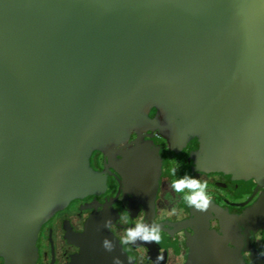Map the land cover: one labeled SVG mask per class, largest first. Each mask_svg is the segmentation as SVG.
Returning <instances> with one entry per match:
<instances>
[{
  "label": "water",
  "instance_id": "1",
  "mask_svg": "<svg viewBox=\"0 0 264 264\" xmlns=\"http://www.w3.org/2000/svg\"><path fill=\"white\" fill-rule=\"evenodd\" d=\"M152 104L199 169L260 182L264 0H0L3 264H36L41 224L105 184L90 152Z\"/></svg>",
  "mask_w": 264,
  "mask_h": 264
},
{
  "label": "flooded vegetation",
  "instance_id": "2",
  "mask_svg": "<svg viewBox=\"0 0 264 264\" xmlns=\"http://www.w3.org/2000/svg\"><path fill=\"white\" fill-rule=\"evenodd\" d=\"M144 113L155 123L138 124L114 146L90 152L88 166L105 184L97 193L69 200L41 224L36 264H90L96 250L101 264H113L115 256L121 264H264L258 256L264 249V178L199 169L198 136L174 131L153 104ZM172 158L181 162L176 177L169 172ZM185 173L207 181L212 198L207 212L188 206L183 193L171 188L172 179ZM125 210L126 225L117 219ZM140 219L160 225V242L121 248L119 237ZM104 237L115 243L113 252L102 248Z\"/></svg>",
  "mask_w": 264,
  "mask_h": 264
},
{
  "label": "clouds",
  "instance_id": "3",
  "mask_svg": "<svg viewBox=\"0 0 264 264\" xmlns=\"http://www.w3.org/2000/svg\"><path fill=\"white\" fill-rule=\"evenodd\" d=\"M181 166V162L172 158V166L169 169L172 177L177 176V172ZM171 188L177 193H183L184 202L197 210L198 212H207L211 204V196L208 193V183L206 180H200L196 177L190 176L185 173L178 179L174 178L171 181ZM117 219L122 224L130 223V213L125 210L123 213H119ZM112 224V219L109 217L104 221V227L109 228ZM161 228L156 223H145L143 219L137 220L134 226L127 227L118 239V242L123 248L127 245H135L138 241L145 244L159 243L161 240ZM259 239V237H257ZM102 248L107 252H113L116 245L113 240L108 237H104L101 242ZM260 258H264V249L258 252ZM113 264H121V260L118 256L113 257Z\"/></svg>",
  "mask_w": 264,
  "mask_h": 264
}]
</instances>
